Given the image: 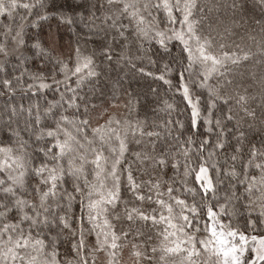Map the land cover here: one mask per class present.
<instances>
[{
	"label": "snow or ice",
	"instance_id": "6c2138e0",
	"mask_svg": "<svg viewBox=\"0 0 264 264\" xmlns=\"http://www.w3.org/2000/svg\"><path fill=\"white\" fill-rule=\"evenodd\" d=\"M0 264H264V0H0Z\"/></svg>",
	"mask_w": 264,
	"mask_h": 264
}]
</instances>
